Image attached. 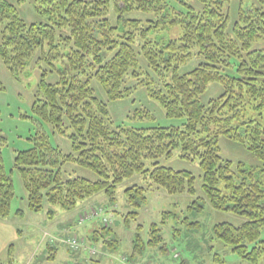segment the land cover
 <instances>
[{
  "label": "trees",
  "instance_id": "16d2710c",
  "mask_svg": "<svg viewBox=\"0 0 264 264\" xmlns=\"http://www.w3.org/2000/svg\"><path fill=\"white\" fill-rule=\"evenodd\" d=\"M21 1L0 0V61L15 77L40 50L58 80L48 82L47 72L40 74L31 114L71 144V152L62 153L43 131H37L30 139L32 146L14 154L29 209L41 211L47 201L70 210L99 192L113 201L117 185L138 173L144 175L147 187L155 185L171 195L193 194L191 172L156 161L179 149L181 159L198 160L210 205L247 219L239 226L215 224L214 236L241 258L256 262L264 253V182L254 178V169L223 158L218 140L223 135L243 145L264 172V125L254 118L264 116V0H177V7L173 0H31L38 18L31 22L20 13ZM135 11L147 18L126 17ZM174 27L178 33L173 38L148 37ZM194 59H199L198 64L181 73L180 68ZM165 73H170L168 81ZM92 80L108 101L128 99L138 86L143 87L167 118L184 122L150 128L114 125L107 104L94 94ZM129 80L135 84L128 86ZM214 82L221 92L202 102L201 96ZM0 91H5L1 80ZM131 119L153 117L135 111ZM5 144L0 129V218L11 213L15 197L13 181L3 166ZM148 160L153 161L151 168L146 167ZM66 163L91 169L98 179L64 178L61 166ZM146 189L137 185L125 189L127 202L136 208L128 213L131 218L145 204ZM139 229L125 254L130 262L136 264L149 248L166 252L157 224L150 225L146 241ZM102 233L110 230L104 227ZM113 241L105 242L115 250Z\"/></svg>",
  "mask_w": 264,
  "mask_h": 264
},
{
  "label": "rangeland",
  "instance_id": "374dc122",
  "mask_svg": "<svg viewBox=\"0 0 264 264\" xmlns=\"http://www.w3.org/2000/svg\"><path fill=\"white\" fill-rule=\"evenodd\" d=\"M173 4L177 7V0H173ZM233 5L232 18L235 17L236 9V4ZM18 6L26 21L38 20L33 13L31 0H22ZM110 17L114 23L113 12ZM126 17L143 20L147 15L135 11L128 13ZM177 33L176 27L163 28L160 32L149 33L148 37L164 40L175 37ZM134 48L138 52V47ZM41 55L40 50H36L24 69L15 73V77L0 61V80L5 86V91H0V129L6 138L2 159L5 172L10 175L15 191L11 213L6 218H0V264H104L106 262L101 263L104 254H107L106 260L109 258L111 264H119L121 254L131 251L137 227L140 226V235L146 241L149 238L150 225L153 223L160 228L166 252H161L156 247L149 248L138 258L137 264H264V253L256 262L245 260L214 236L212 229L215 224L226 222L239 226L247 219L243 215L218 210L210 205L202 189V171L198 160L181 159L179 149H174L170 157H161L156 161L160 166L191 172L195 177L193 194L182 192L171 195L155 185L147 187L144 175L138 173L117 185L113 201L99 192L78 201L70 210H64L47 201H44L41 211L30 210L21 177L13 165L16 151L30 148L31 137H34L37 131H43L53 147L62 153L71 152L70 140L66 136L56 133L51 125L31 114V102L40 74L46 71L48 82L58 80L57 73L51 71V64L41 59ZM138 57L144 66L142 57ZM198 62L199 59H194L181 67L180 72L192 69ZM52 63L58 65L54 61ZM169 74H164L166 81L169 80ZM153 78L159 83L156 77ZM134 84L132 80L127 82L128 86ZM90 85L95 96L107 104L114 125L150 128L180 126L184 122V119L167 118L162 107L147 96L143 87L138 86L128 99L108 101L105 92L95 80H92ZM220 92L221 88L216 82L210 83L201 96V101L206 103ZM135 111H146L152 115L153 120H132ZM24 115L31 118H23ZM254 118L264 125V116ZM218 146L223 158L234 163L242 162L246 167L254 169V178L264 182L260 162L243 145L222 135L219 137ZM152 162L146 161V167L151 168ZM61 171L64 178L80 176L89 180L98 179L95 171L74 163L64 164ZM134 185L147 188L146 202L137 209L136 217L131 218L128 213L136 208L127 202L124 191ZM98 208L103 209L98 216L80 221L91 210ZM17 209L20 212H16ZM167 212L170 214L165 216L164 213ZM103 219L108 221L104 223ZM104 227L110 230V234L102 233ZM73 235L79 240L80 248L71 253L68 251L66 239ZM261 238L264 239V227ZM113 240L116 241L115 250L105 242L113 243ZM50 246L55 247V250L49 249ZM94 248L97 253L93 256L90 250Z\"/></svg>",
  "mask_w": 264,
  "mask_h": 264
},
{
  "label": "built area",
  "instance_id": "2783aa9c",
  "mask_svg": "<svg viewBox=\"0 0 264 264\" xmlns=\"http://www.w3.org/2000/svg\"><path fill=\"white\" fill-rule=\"evenodd\" d=\"M101 209H97V210H91L89 214H84L80 221L86 219V218H91V217H96L99 213H100ZM67 242V246L69 247L70 250L74 251L76 249H78L79 247V242L77 241V239L75 237H71V238H67L66 239ZM91 254H94V250H90ZM119 264H128L127 258L125 256H121L119 258Z\"/></svg>",
  "mask_w": 264,
  "mask_h": 264
},
{
  "label": "crops",
  "instance_id": "0c3cea01",
  "mask_svg": "<svg viewBox=\"0 0 264 264\" xmlns=\"http://www.w3.org/2000/svg\"><path fill=\"white\" fill-rule=\"evenodd\" d=\"M94 232H95V231H94ZM94 232H93V234H94ZM93 234H92V235H93ZM76 254H77V253H76ZM106 258H107V254H104V256H103V260H101V261H102L101 263L106 262V263H104V264H109V263L111 264V262H109L110 259L108 258V260H106Z\"/></svg>",
  "mask_w": 264,
  "mask_h": 264
},
{
  "label": "bare ground",
  "instance_id": "6f19581e",
  "mask_svg": "<svg viewBox=\"0 0 264 264\" xmlns=\"http://www.w3.org/2000/svg\"><path fill=\"white\" fill-rule=\"evenodd\" d=\"M79 250V249H78Z\"/></svg>",
  "mask_w": 264,
  "mask_h": 264
}]
</instances>
